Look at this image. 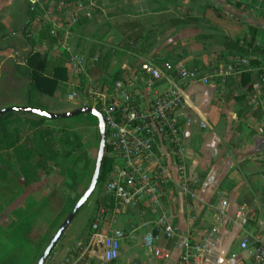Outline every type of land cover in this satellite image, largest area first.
<instances>
[{
  "label": "crops",
  "instance_id": "0c3cea01",
  "mask_svg": "<svg viewBox=\"0 0 264 264\" xmlns=\"http://www.w3.org/2000/svg\"><path fill=\"white\" fill-rule=\"evenodd\" d=\"M237 1L244 3L243 9L235 6L234 0H0V83L10 74L20 82L25 79L20 69L26 67L33 50L23 34L30 19V5H39L35 24L49 25L57 38L55 45L40 44L38 34L32 31L35 49L43 52L47 61L68 60L65 44L77 51L71 30L80 25L81 16L92 23L95 17L105 14L110 47L120 48L124 41L131 47L126 61L113 63L109 72H136L143 64L157 65L158 61L181 60L190 67L216 66L222 60V39L241 40L248 32L247 25L237 22L230 12L248 16L247 22L261 29L258 40L264 44V16L249 15L256 10L264 13V0ZM220 8L223 11H216ZM217 12L223 14L222 20L214 16ZM186 16L197 17L198 22L178 25V20ZM80 26L85 29L86 24ZM66 67L71 88L77 80L70 75L68 61ZM25 80L20 92L4 84L0 98L8 100L14 95L22 99L18 106H23L29 83ZM237 84L238 81L227 85L235 89ZM227 85L216 82L185 86L179 122L191 194H182L173 185L163 199L177 234L173 240L161 235L157 247L165 249L169 258L159 262L144 246V236L155 227L156 219L143 207L126 209L117 204L112 228L137 229L132 238L123 242L118 264H178L186 238L205 246V264H252L241 242L246 237L264 239V117L258 120L253 116L261 96L253 98L243 89L238 95H248L247 101L233 97L225 101L222 93ZM45 97L48 96L42 97V103ZM246 108L249 112L239 119L238 114ZM242 208L248 214L245 226L236 218ZM216 211L224 216L219 224ZM61 255L64 257L63 252Z\"/></svg>",
  "mask_w": 264,
  "mask_h": 264
},
{
  "label": "built area",
  "instance_id": "2783aa9c",
  "mask_svg": "<svg viewBox=\"0 0 264 264\" xmlns=\"http://www.w3.org/2000/svg\"><path fill=\"white\" fill-rule=\"evenodd\" d=\"M64 48L68 52L71 77L82 81L86 55L67 44ZM250 62L249 55L235 53L212 67H190L181 60L168 61L162 66L145 63L142 72H124V80L106 84L89 77L84 91L81 84L80 108H95L106 124V148L113 169L101 184L103 193L115 199L116 205L126 209L143 207L156 219L155 227L145 234L143 243L159 262L169 258L165 249L157 247L161 235L173 240L177 234L164 210L165 194L173 185L182 194H191L179 122L185 86L216 82L225 86L237 82L239 74L250 68ZM250 93L253 98H259V84H254ZM77 97L74 91L68 100L72 102ZM112 214L108 207H102L89 239L67 246L62 264H92L96 257L103 264H118L123 242L132 238L137 229L134 226L113 229ZM236 218L243 226L247 225V210L242 208ZM241 249L249 252L252 264H264V239L246 237ZM204 259L205 246L186 238L178 264H205Z\"/></svg>",
  "mask_w": 264,
  "mask_h": 264
},
{
  "label": "trees",
  "instance_id": "16d2710c",
  "mask_svg": "<svg viewBox=\"0 0 264 264\" xmlns=\"http://www.w3.org/2000/svg\"><path fill=\"white\" fill-rule=\"evenodd\" d=\"M234 1L235 6L243 9L244 3L238 2L237 0ZM30 8L31 10L28 12L30 19L23 30V34L29 39L33 50L26 60V67L20 69L21 76L29 82L23 106L50 111V109L41 102L42 97H56L58 92L62 89L68 88V82L70 81L66 67L68 60L67 58H60L55 62H49L43 52L35 49L36 43L31 39L33 30L38 34L37 43L52 46L57 43V38L54 36L49 25L38 27V25L35 24L36 10L39 8V5H30ZM221 10V8L216 9V11ZM217 15L221 18L224 17L221 12H217ZM230 15H232L237 22L247 25L248 32L241 40H232L229 37H224L222 39V47L224 48V51L219 56L221 59H224L235 53H241L249 55L251 57V62L250 68L239 74L238 86L235 89H232L231 85H227L225 91L222 93V98L225 101L229 100L231 97L238 101H247L248 95H238V92L244 89L250 93L253 90L254 84H259L261 104L256 108L253 116L260 120L264 117V44H260L258 40L261 29L252 25V23H248V16H245V14L230 12ZM194 22H198L197 17L186 16L178 20V25L188 26ZM88 23H91V20H87V18L82 16L80 17V25ZM79 47L80 44L77 45V50ZM129 51H131V47L127 41L122 42L120 48L116 49L110 47L108 41L107 44L103 45L100 43V45H95L86 52L85 49L82 48L80 53L87 57L86 74L83 76L80 83L83 86L82 91H84L88 78L91 76H98V79L95 80L106 84L118 80H124V72H128V70H119L112 75L109 72V68L115 62L121 60L123 62L126 61L125 57ZM156 63L158 66H162L165 62L158 61ZM136 72L142 71L141 69H138ZM248 112L249 108L240 112L238 114L239 119ZM83 117L94 119L98 125L97 119L90 115H80L76 118L66 120H49L40 116L24 113H8L1 116L0 184H10L12 181L16 180L15 177H18L23 179L24 185L28 187L42 182L44 177L52 174L55 168H59L65 164V177L67 180L75 184L80 179V176H82V174L80 175V166L82 172L90 162L89 153L88 151H85L79 135L71 129V124ZM109 153L110 151L107 147L99 179L100 185L106 181L113 169V162L109 158ZM12 175H14V177ZM57 198V193L53 192L45 198L41 204H30L29 206H31V209H29L28 212L31 211L32 213L29 216L22 217L24 210L16 211L13 216L15 222H7L2 226L0 236L6 235V230L9 229L10 236L16 244L14 243L15 245L13 249L8 250L5 253L3 252L2 254L0 252V264L22 263L24 260L22 254L24 247L32 243L31 240L36 237L33 235L34 219H36L43 206L51 209V207L48 206H51V203L56 201ZM108 202H110L108 208L115 210V199H109L104 193L96 198V206L98 208L107 207ZM70 213L71 211L66 213L64 219H66ZM68 230L69 229L64 233L58 244L65 237ZM53 236L50 238L49 243ZM55 249L51 253L50 258ZM42 254L39 256V259ZM97 264L103 263L100 262Z\"/></svg>",
  "mask_w": 264,
  "mask_h": 264
},
{
  "label": "rangeland",
  "instance_id": "374dc122",
  "mask_svg": "<svg viewBox=\"0 0 264 264\" xmlns=\"http://www.w3.org/2000/svg\"><path fill=\"white\" fill-rule=\"evenodd\" d=\"M249 15L252 17H263L264 13L259 10L254 12L250 11ZM103 14V17H95L92 23L86 24L85 29L81 26L71 30L73 36V47L77 49V43L80 47L77 51L80 52L81 47L85 49V52L91 47L98 45L99 43L107 44L110 37V32L107 27V17ZM216 18H222L218 15H214ZM82 44V45H81ZM92 44H94L92 46ZM115 74V72H110ZM10 78L3 77L0 83V92L5 89L4 84L11 85V88L15 92H20L27 83L25 79L20 80L14 75L10 74ZM93 79H98V76H91ZM6 80H8L6 82ZM81 78L77 80V83L71 88L62 89L56 97H45L43 103L53 113H64L73 111L81 107ZM77 92L78 97L74 101L68 100V95L72 92ZM22 103L21 98H15L14 95L8 100H2L0 98V110L8 107H15ZM71 129L76 132L83 145L85 151H88L90 156V162L81 172L80 166V179L74 184L67 180L64 174L63 165L59 168H55L53 173L47 177H44L42 182L33 184L26 187L23 179L15 177V181L10 184H0V230L2 226L7 222L14 223V213L19 210H24L22 217L29 216L32 212H28L31 209L30 204H41L45 198H47L53 192H56L58 198L51 203V207L41 208L38 216L34 219L33 235L36 236L32 243L24 247L22 254L24 260L21 264H37L39 256L45 251L48 246L50 238L55 231L65 221V214L72 211L74 206L84 195L88 189L93 173L94 166L96 165V157L99 145V127L94 119L83 117L71 124ZM14 177V175H12ZM103 193L102 186L98 183V186L89 199L87 204L79 212L75 220L68 228V232L61 242L57 245L52 257L47 264H62L63 256L61 253L65 252L67 246L74 244L77 241H86L91 236V227L95 221L101 208L96 206V198ZM109 199H113L109 197ZM108 202L107 207H109ZM38 208V207H37ZM36 208V209H37ZM35 209V208H34ZM114 212V210L110 209ZM60 228V227H59ZM16 242H13L10 236L9 229L6 230V235L0 236V252L1 254L8 250L13 249ZM98 253H96V256ZM100 263L98 257H96L92 264Z\"/></svg>",
  "mask_w": 264,
  "mask_h": 264
},
{
  "label": "water",
  "instance_id": "95a60500",
  "mask_svg": "<svg viewBox=\"0 0 264 264\" xmlns=\"http://www.w3.org/2000/svg\"><path fill=\"white\" fill-rule=\"evenodd\" d=\"M8 113H24L29 115H36L43 118H47L49 120H66V119H72L76 118L80 115H90L97 119L98 121V127L100 132V142H99V149H98V155L96 159V165L93 173V177L91 180V183L84 193V195L80 198V200L77 202L73 210L71 211L70 215L65 219V221L62 223L60 228L57 230L55 235L53 236L52 240L46 247L45 251L43 252L41 258L39 259L37 264H46V262L50 259L51 253L57 246L60 239L63 237L64 233L67 231V229L70 227L72 222L75 220L79 212L82 210V208L87 204L89 199L94 194L99 179L101 176L103 161L106 154V124L105 120L103 118V115L92 107H84V108H77L73 111L64 112V113H53L50 111H45L38 108H33L30 106H15V107H8L0 110V117L4 116ZM217 215L216 222L217 224L221 223V221L224 220V216L221 215L219 212H215Z\"/></svg>",
  "mask_w": 264,
  "mask_h": 264
}]
</instances>
